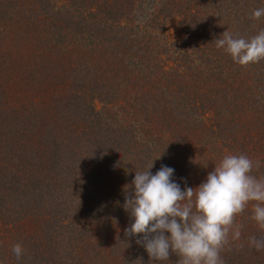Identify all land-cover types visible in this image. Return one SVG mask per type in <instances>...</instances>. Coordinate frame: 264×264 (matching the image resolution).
Listing matches in <instances>:
<instances>
[{
    "label": "trees",
    "instance_id": "obj_1",
    "mask_svg": "<svg viewBox=\"0 0 264 264\" xmlns=\"http://www.w3.org/2000/svg\"><path fill=\"white\" fill-rule=\"evenodd\" d=\"M264 0H0V264H149L124 210L135 171L198 187L228 153L264 177ZM178 29L180 37L173 34ZM176 34V33H175ZM252 205L224 264H264ZM22 243L17 260L12 246ZM178 257L152 264H176Z\"/></svg>",
    "mask_w": 264,
    "mask_h": 264
},
{
    "label": "clouds",
    "instance_id": "obj_2",
    "mask_svg": "<svg viewBox=\"0 0 264 264\" xmlns=\"http://www.w3.org/2000/svg\"><path fill=\"white\" fill-rule=\"evenodd\" d=\"M264 17V8L253 10L250 18ZM216 47L228 53L240 66L264 61V29L250 38L225 31L215 40ZM154 163L144 171H135L131 188L125 186L124 210L134 220L125 229L128 237L137 236L154 261L176 264H224L222 251L241 237L237 217L252 205L251 219L264 230V177L253 175L260 161L243 153L225 154L206 180L198 187H185L173 181L174 169L166 165L152 174ZM249 244L264 250V236H253ZM19 261L22 243L12 246Z\"/></svg>",
    "mask_w": 264,
    "mask_h": 264
},
{
    "label": "rangeland",
    "instance_id": "obj_3",
    "mask_svg": "<svg viewBox=\"0 0 264 264\" xmlns=\"http://www.w3.org/2000/svg\"><path fill=\"white\" fill-rule=\"evenodd\" d=\"M178 29H174V31L175 32H173V34L175 35V36H177V37H180V33H179V31H177ZM176 33V34H175Z\"/></svg>",
    "mask_w": 264,
    "mask_h": 264
}]
</instances>
